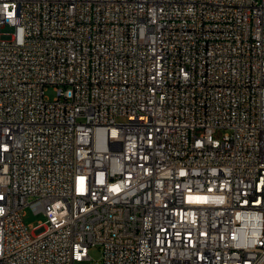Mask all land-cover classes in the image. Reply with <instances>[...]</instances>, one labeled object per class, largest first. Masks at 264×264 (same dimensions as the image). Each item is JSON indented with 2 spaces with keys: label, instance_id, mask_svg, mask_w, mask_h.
<instances>
[{
  "label": "built area",
  "instance_id": "built-area-1",
  "mask_svg": "<svg viewBox=\"0 0 264 264\" xmlns=\"http://www.w3.org/2000/svg\"><path fill=\"white\" fill-rule=\"evenodd\" d=\"M0 264H264V0H0Z\"/></svg>",
  "mask_w": 264,
  "mask_h": 264
},
{
  "label": "rangeland",
  "instance_id": "rangeland-1",
  "mask_svg": "<svg viewBox=\"0 0 264 264\" xmlns=\"http://www.w3.org/2000/svg\"><path fill=\"white\" fill-rule=\"evenodd\" d=\"M46 95L53 99L56 96V91L53 87H48L46 90ZM218 138L222 136V133L219 132L216 134ZM44 216L41 213H34L31 209H26V213L24 215V221L29 226L30 230H33L34 226H36L39 221L43 220ZM89 255L91 256V261H99L102 258V250L98 246L91 247L89 249Z\"/></svg>",
  "mask_w": 264,
  "mask_h": 264
}]
</instances>
